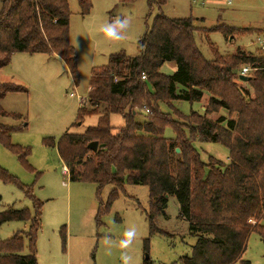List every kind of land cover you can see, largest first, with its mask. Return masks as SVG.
<instances>
[{
	"label": "trees",
	"instance_id": "1",
	"mask_svg": "<svg viewBox=\"0 0 264 264\" xmlns=\"http://www.w3.org/2000/svg\"><path fill=\"white\" fill-rule=\"evenodd\" d=\"M77 1L81 15L87 16L91 0ZM156 1L152 3L159 10L166 4V0ZM70 16L68 0H0V70L9 66L14 54H42L62 59L77 84ZM195 31L192 18L169 19L160 13L138 41L137 56L113 54L106 66L93 69L88 107L79 109L77 122L97 114L98 125L81 135L65 134L57 149L70 181L92 183L98 190L112 186L110 202L125 182L147 187L150 235H167L155 221L165 212L169 197H174L179 218L187 223L196 243L190 256L172 264H250L242 259L249 236L255 233L264 242V53L238 49L221 55L215 51L209 61L195 45ZM211 31L233 36L232 30L223 27ZM167 63L176 65L171 75L161 72ZM246 67L251 79L245 83L239 78ZM24 92L22 86L0 82V102L8 94ZM203 101L204 110L189 115L161 110L162 105L172 108L174 102ZM222 111L228 118H209ZM113 114L123 117L122 128L111 126ZM141 114L144 121L138 122ZM0 116L20 119L1 106ZM167 128L175 138L163 136ZM12 130L0 125V142L27 163L29 152L11 143ZM195 141L226 147L227 162L213 158L203 162ZM92 142L98 143L95 153L88 149ZM0 179L16 182L1 168ZM25 194L33 198L28 189ZM41 215L42 204L35 200L34 213L28 209L0 212V227L11 222L29 224L26 233L0 241V264H38ZM25 240L28 253H24ZM144 264H150L149 259Z\"/></svg>",
	"mask_w": 264,
	"mask_h": 264
},
{
	"label": "rangeland",
	"instance_id": "2",
	"mask_svg": "<svg viewBox=\"0 0 264 264\" xmlns=\"http://www.w3.org/2000/svg\"><path fill=\"white\" fill-rule=\"evenodd\" d=\"M228 1L166 0L159 10L152 3L156 0L134 3L91 0V12L82 16L78 1L68 0L70 44L78 58L77 84L62 59L42 54H14L9 66L0 70V82L26 89L24 93L8 94L0 102L5 113L20 116L18 120L0 116V125L13 128L11 143L29 152L27 163H23L0 142V168L16 180L6 183L0 179V212L28 209L34 213V200L42 204L36 241L38 264H122V252L132 257V264H144L147 259L150 264H172L191 255L196 238L179 218V205L174 197H169L165 212L155 221L156 227L167 235H150L147 187L125 182L117 198L110 202L112 186L98 190L92 183L70 181L57 144L67 133L81 135L87 128L98 125L97 114L77 122L79 109L88 107L93 69L106 66L113 54L124 52L130 57L137 56L138 41L160 13L169 19L192 18L196 28L194 42L206 60H213L215 51L227 55L240 49L247 54H261L264 0H231L230 4ZM118 14L128 20L129 28L122 41H112L100 28ZM216 27L232 30L233 36L211 31ZM161 72L171 75L170 65L165 64ZM241 86L249 90L248 86ZM205 105V101L174 102L172 108L162 105L161 110L170 114L178 110L189 115L192 111L202 112ZM220 117L228 118V115L222 111L209 116L211 120ZM144 118L141 114L136 120L143 122ZM110 124L119 129L125 123L121 115L113 114ZM163 136L172 139L175 133L167 128ZM194 147L205 163L210 158L223 163L228 160L229 150L222 145L195 141ZM25 189L33 198L25 194ZM133 226L135 238L125 248L121 242L128 240L126 231ZM27 231L29 224H4L0 227V241ZM145 240H148V252ZM28 252L25 240L24 253ZM242 259L250 264H264V242L257 234L249 236Z\"/></svg>",
	"mask_w": 264,
	"mask_h": 264
},
{
	"label": "clouds",
	"instance_id": "3",
	"mask_svg": "<svg viewBox=\"0 0 264 264\" xmlns=\"http://www.w3.org/2000/svg\"><path fill=\"white\" fill-rule=\"evenodd\" d=\"M129 28L128 20L122 15H115L112 19H110L107 23L103 24L100 28V31L103 35L112 40V41H122L124 39V33ZM136 228L133 226L126 231V236L128 240L122 241L124 247L127 248L129 244H131L132 240L135 238ZM120 259L122 264H132V257L127 252H122Z\"/></svg>",
	"mask_w": 264,
	"mask_h": 264
},
{
	"label": "water",
	"instance_id": "4",
	"mask_svg": "<svg viewBox=\"0 0 264 264\" xmlns=\"http://www.w3.org/2000/svg\"><path fill=\"white\" fill-rule=\"evenodd\" d=\"M239 79H240V81L246 83V82L250 81L251 77L241 75ZM88 149H89L90 151L94 152V153L97 152V150H98V143H97V142H92V143H90V144L88 145ZM178 152H179V150L177 149V153H178Z\"/></svg>",
	"mask_w": 264,
	"mask_h": 264
},
{
	"label": "built area",
	"instance_id": "5",
	"mask_svg": "<svg viewBox=\"0 0 264 264\" xmlns=\"http://www.w3.org/2000/svg\"><path fill=\"white\" fill-rule=\"evenodd\" d=\"M228 3L230 4V3H231V0H229ZM259 42H260V44H261V48H260V50L264 51V40L259 41ZM248 72H249V68H243V69H242V74H241V75H243V76H247ZM142 79L145 80L146 77L143 76ZM71 96H72V95H71Z\"/></svg>",
	"mask_w": 264,
	"mask_h": 264
},
{
	"label": "crops",
	"instance_id": "6",
	"mask_svg": "<svg viewBox=\"0 0 264 264\" xmlns=\"http://www.w3.org/2000/svg\"><path fill=\"white\" fill-rule=\"evenodd\" d=\"M167 64L170 65V69L172 71L171 74H173L176 71V65L174 63H167ZM202 110H204V109H202ZM64 170L66 171V174H67V168L65 166H64Z\"/></svg>",
	"mask_w": 264,
	"mask_h": 264
}]
</instances>
